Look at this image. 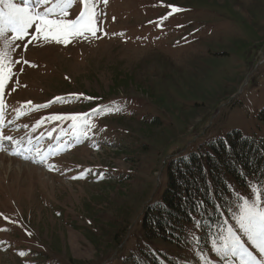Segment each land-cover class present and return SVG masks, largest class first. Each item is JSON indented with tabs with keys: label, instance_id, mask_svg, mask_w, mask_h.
<instances>
[{
	"label": "rangeland",
	"instance_id": "374dc122",
	"mask_svg": "<svg viewBox=\"0 0 264 264\" xmlns=\"http://www.w3.org/2000/svg\"><path fill=\"white\" fill-rule=\"evenodd\" d=\"M169 5L184 11L170 15ZM81 7L73 0L70 18ZM99 8L106 13L101 38L29 45L24 59L34 66L23 65L15 91L6 90L4 134L22 138L26 155L56 154L37 164L0 142V220L8 222L0 225V264H119L125 244L114 249L106 227L124 216L126 237L137 233L145 203L164 189L173 153L232 130L264 137L257 115L264 108V0H109ZM97 107L104 111L90 117L95 127L80 142L71 121L34 130L51 114ZM14 109L25 114L17 118ZM154 115L161 123L149 126ZM78 173L86 174L73 179ZM196 258L210 264L209 251Z\"/></svg>",
	"mask_w": 264,
	"mask_h": 264
},
{
	"label": "trees",
	"instance_id": "16d2710c",
	"mask_svg": "<svg viewBox=\"0 0 264 264\" xmlns=\"http://www.w3.org/2000/svg\"><path fill=\"white\" fill-rule=\"evenodd\" d=\"M156 118L154 115L150 119L149 126L161 123ZM258 118L264 122V108ZM226 143L232 146L227 152ZM230 159L232 163H229ZM202 168L207 172L201 174ZM114 172L110 174L115 176ZM193 178H196L194 183ZM120 180L117 177V181ZM164 180L159 198L145 203L142 208L137 233L129 235L125 241L126 250L119 253H124L119 264H195L196 257L203 251L210 252V264L212 260L217 263L210 248L222 218L213 206L223 203L229 195L232 200H237L238 194L250 197L249 202L255 200L257 194L263 199L264 137L246 136L239 130H232L200 143L187 154L175 152L165 163ZM193 201L204 203L194 205ZM197 220L201 222L199 227L195 223ZM129 226L123 216V222L114 219L106 227L113 233L114 249L123 245ZM99 227L105 228V225L99 224ZM81 230L87 235L83 228ZM157 239L162 241L160 244L171 248L161 249L153 244Z\"/></svg>",
	"mask_w": 264,
	"mask_h": 264
},
{
	"label": "snow or ice",
	"instance_id": "6c2138e0",
	"mask_svg": "<svg viewBox=\"0 0 264 264\" xmlns=\"http://www.w3.org/2000/svg\"><path fill=\"white\" fill-rule=\"evenodd\" d=\"M108 2L109 0H79L82 5L81 11L75 18H70L69 9L73 0H0V118L3 117L4 109L7 107L5 96L8 93L6 90L15 91L14 85L19 82L17 71L22 73L23 65L34 66L30 61L24 59V53L28 51V46L43 42L45 44H61L66 47L74 39L87 38L89 35L97 39L101 38L98 36V32L101 31L100 26L104 23L103 17L106 13L99 8V5L102 3L106 6ZM169 7L171 8L170 15L184 11L175 5H169ZM164 19L166 17L160 18L158 27L162 26ZM178 27L183 26L179 25ZM103 34L107 35L106 32ZM17 65H20L18 70ZM71 95L76 99L83 97V94ZM60 99L62 98H55V100ZM87 99L95 98L87 97ZM31 103V101L26 102L27 105H31ZM50 103L52 102L35 105L34 110L47 108ZM113 110L112 108L108 109L109 112ZM14 111L17 118L25 114L22 109H14ZM103 111V108L97 107L91 109L89 113L51 114L37 121L34 130L45 123L71 121L72 134L76 141L80 142V136L90 138L88 130L95 127L94 124H90V117L98 116ZM23 127L27 128L28 125L25 124ZM3 128L4 125L0 122V142H11L13 146L11 154L13 155H22L24 160L45 164L47 163L46 156L52 157L56 154V151L50 148L46 154L37 150L35 156L26 155L24 153L31 149L23 145L22 138L17 140L12 135H5ZM48 135L51 137V131ZM40 139H43V134ZM27 143H32V137L28 138ZM231 147V144L226 143V152L231 150ZM36 156L39 159H36ZM232 162L230 159L229 163ZM48 167L51 170L56 166L48 164ZM91 171V169L87 170L89 173ZM206 172L207 169H201V174ZM85 174L82 173L72 178L79 179ZM195 179L193 178V183ZM208 183L211 187L210 182ZM226 187H230V185H226ZM238 196L237 200H232L229 195L223 203L218 202L213 206V210L219 212L222 218L215 238L211 242L210 251L215 253L213 259H218L220 264H264V200L260 198L259 194L251 202H249L250 197L239 194ZM193 203L198 205L204 202L193 201ZM195 223L197 227L201 224L198 220ZM19 255L24 257L26 253L21 251Z\"/></svg>",
	"mask_w": 264,
	"mask_h": 264
},
{
	"label": "bare ground",
	"instance_id": "6f19581e",
	"mask_svg": "<svg viewBox=\"0 0 264 264\" xmlns=\"http://www.w3.org/2000/svg\"><path fill=\"white\" fill-rule=\"evenodd\" d=\"M26 147V146H25ZM27 154H28V152H27ZM22 156V155H21ZM23 157V156H22Z\"/></svg>",
	"mask_w": 264,
	"mask_h": 264
}]
</instances>
